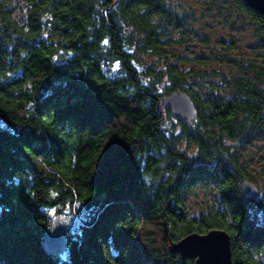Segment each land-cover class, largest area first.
Listing matches in <instances>:
<instances>
[{"label":"trees","instance_id":"1","mask_svg":"<svg viewBox=\"0 0 264 264\" xmlns=\"http://www.w3.org/2000/svg\"><path fill=\"white\" fill-rule=\"evenodd\" d=\"M192 1L0 0V264H193L169 242L211 228L264 264V183L242 185L262 177L242 152L264 138V18ZM215 8L253 41L197 31ZM181 91L185 120L164 104ZM198 188L212 201L188 215ZM65 210L77 224L45 251Z\"/></svg>","mask_w":264,"mask_h":264},{"label":"water","instance_id":"2","mask_svg":"<svg viewBox=\"0 0 264 264\" xmlns=\"http://www.w3.org/2000/svg\"><path fill=\"white\" fill-rule=\"evenodd\" d=\"M250 8L263 15L264 0H243ZM164 104L170 107L171 113L181 120L193 117L196 109L189 96L181 92H172L164 99ZM242 185L250 192L256 191V186L244 179ZM230 235L221 228H211L206 232H189L177 240H170L169 251L178 253L182 258L193 259V264H234L232 261ZM45 251L61 252L64 249L63 227L57 217L53 227L43 238Z\"/></svg>","mask_w":264,"mask_h":264},{"label":"rangeland","instance_id":"3","mask_svg":"<svg viewBox=\"0 0 264 264\" xmlns=\"http://www.w3.org/2000/svg\"><path fill=\"white\" fill-rule=\"evenodd\" d=\"M187 4L196 5L192 0H188ZM222 9L224 8L222 7ZM232 18L234 19L236 16L233 14ZM194 28L197 31H200L203 35L206 34L213 38H234L242 47L253 41V35L250 32L252 29L248 30L246 26L241 25L237 21H230L229 19L221 18V15L216 8L213 12L207 14L203 20L197 19L194 23ZM242 156L245 160L246 166L251 172L256 173L257 175H262V177H257L258 180L254 183L256 188H259V186L264 183V138H259L254 144L245 148L242 152ZM211 201L212 191L198 188L192 192L190 197L186 200V212L188 215L204 213ZM55 218L54 216L52 218L53 225L55 223ZM77 220L78 219L74 216L72 211L65 210V212L59 217L63 232L65 231V228H74L77 224Z\"/></svg>","mask_w":264,"mask_h":264}]
</instances>
